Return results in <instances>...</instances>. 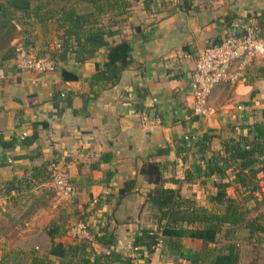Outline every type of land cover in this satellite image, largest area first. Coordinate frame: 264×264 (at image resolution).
Returning <instances> with one entry per match:
<instances>
[{
	"label": "crops",
	"instance_id": "obj_1",
	"mask_svg": "<svg viewBox=\"0 0 264 264\" xmlns=\"http://www.w3.org/2000/svg\"><path fill=\"white\" fill-rule=\"evenodd\" d=\"M237 22L253 23L264 36V0H151L148 9L137 0L116 26L119 33L107 38L110 44L130 39L133 48L134 60L116 81L109 71L95 76L107 61L105 47L81 62L68 54L48 72L21 71L14 59L6 61L0 68V186L42 160L55 161L52 168L65 170L77 190L71 197L57 192L60 216L64 213L69 222L83 218L93 237L104 229L111 232L114 250L132 264H185L187 259L167 246L134 249L141 229L156 227L145 201L155 184L141 168L159 162L164 187L178 188L183 197L211 207L209 197L216 191L211 182L219 179L201 175L184 180L199 160L186 151L188 146L209 135L210 147L218 149L221 139L246 133L243 126L260 121L264 112L263 55L214 88L205 116L193 113L195 59ZM29 31L28 48L34 53L57 42L50 26L38 24ZM33 132L32 144L11 143ZM40 187L42 193L55 190L48 182ZM226 192L234 196L232 186ZM2 202L9 203L0 196ZM55 240L69 244L75 239L67 231ZM176 241L183 253L200 244L190 238ZM91 247L110 250L94 241Z\"/></svg>",
	"mask_w": 264,
	"mask_h": 264
},
{
	"label": "trees",
	"instance_id": "obj_2",
	"mask_svg": "<svg viewBox=\"0 0 264 264\" xmlns=\"http://www.w3.org/2000/svg\"><path fill=\"white\" fill-rule=\"evenodd\" d=\"M32 1L0 0V68L6 61L14 59L18 43L32 52L28 48L32 42L28 28L30 22L26 20L29 18H34L43 27L50 26L57 37L55 44L47 43L39 53L32 52L36 56H48L56 63L73 54L75 61L81 62L105 47L108 48L107 61L104 69L97 70L95 76H106L105 71H109L114 81L118 79L119 71L134 60L130 39L122 38L115 44L107 40L119 33L116 26L125 21L133 9L135 3L131 0H37L35 4ZM141 3L148 9L151 0H141ZM16 20H20V29ZM134 29L138 31L139 27ZM19 37V41L12 42ZM65 103L70 104L69 97L65 98ZM243 128H246V133L221 139L218 149L210 147L211 136L202 135L186 150L193 156L197 154L199 160L192 164L191 172L186 171L185 181L201 175L206 178L214 175L219 179L211 182L216 190L209 197L211 207L197 205L183 197L178 188L164 187L163 166L159 162L148 161L143 165L141 172L155 184L145 201L156 227L141 229L134 239L136 249L167 246L172 253H179L187 259L185 264H237V252L232 241L240 230H245L249 238L256 235L264 240V212L252 216V208L248 206L249 202L254 207L264 202L261 183L264 180V112L263 119ZM36 138V132H33L13 137L11 143L30 145ZM0 142L3 143L1 135ZM54 162L42 160L28 173L13 176L1 184L0 196L9 202L8 208L18 209L25 205L28 198L36 196L43 183L53 186ZM228 186L233 187L234 196L227 194ZM78 221L85 222L81 217L69 222L63 213L58 220L33 229L25 237H8L4 243L6 249L0 257L1 264H111L121 260L132 264L129 258L114 250V236L106 229L93 237L87 224L93 238L80 237L69 244L55 240ZM180 238L194 239L200 244L191 252L183 253L180 242L176 241ZM92 241L110 250L96 252L91 247ZM221 241L225 246L218 247ZM12 250L14 252H10ZM51 257H57L58 261Z\"/></svg>",
	"mask_w": 264,
	"mask_h": 264
},
{
	"label": "built area",
	"instance_id": "obj_3",
	"mask_svg": "<svg viewBox=\"0 0 264 264\" xmlns=\"http://www.w3.org/2000/svg\"><path fill=\"white\" fill-rule=\"evenodd\" d=\"M263 55L264 36L251 22L234 23L231 32L219 42L205 46L198 53L192 70L190 88L193 113L205 116L214 88L220 82L231 78V73L241 72L251 60ZM14 63L21 71L34 72L53 71L56 66L53 59L48 56H36L20 43L15 47ZM51 183L58 193L70 196L77 193L68 173L63 169H52ZM70 229L73 235L90 238L87 223L84 221L76 222Z\"/></svg>",
	"mask_w": 264,
	"mask_h": 264
},
{
	"label": "rangeland",
	"instance_id": "obj_4",
	"mask_svg": "<svg viewBox=\"0 0 264 264\" xmlns=\"http://www.w3.org/2000/svg\"><path fill=\"white\" fill-rule=\"evenodd\" d=\"M36 1L33 0L32 3L35 4ZM131 1L135 3L137 0ZM26 20L30 22L28 25L29 29L38 27L39 23L35 22L34 18ZM16 21L17 28L20 29V20ZM12 42L15 43V40H12ZM261 183L264 190V180ZM63 195L71 197L67 194ZM56 196L59 197L57 191L54 189L46 190L44 193L36 192V196L34 195V197L28 198L25 207L23 206L18 209L10 208V206L8 208V205L5 206L3 202L0 203V206L3 207V209L0 207V257L3 250L6 249L4 243L7 242L8 237L23 234L34 228H41L47 225L55 214V220L61 217L60 210L55 207V204H60L59 202L61 201H59L60 198L57 201ZM248 206L252 208V216L259 212H264V202L255 207L252 202H249ZM68 232L73 239L80 238L79 236L73 235L71 229ZM232 242L235 243L238 258L237 264H264V240L262 236L258 237L254 235L249 238L245 230H240ZM219 246H225V242L221 241Z\"/></svg>",
	"mask_w": 264,
	"mask_h": 264
}]
</instances>
